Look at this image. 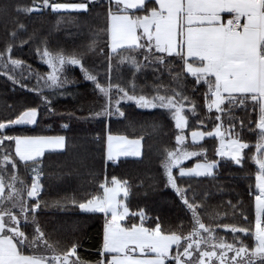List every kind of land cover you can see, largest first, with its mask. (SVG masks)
Here are the masks:
<instances>
[{"label":"snow or ice","instance_id":"6c2138e0","mask_svg":"<svg viewBox=\"0 0 264 264\" xmlns=\"http://www.w3.org/2000/svg\"><path fill=\"white\" fill-rule=\"evenodd\" d=\"M97 7L104 9L98 14L104 23L95 26L97 39L86 50L53 54L45 46L42 52L37 49V54L51 69L49 73H33L28 66L27 77L21 74L18 79L12 75L14 69L24 64L14 55L17 40L22 47L35 36L34 32L27 38L21 36L22 31H27L21 16L30 17L45 10L56 14H89ZM0 25L10 37L0 48V69H3L0 75L7 76L13 85L35 92L47 113L59 114L52 97L66 95L64 90L75 83L68 75L71 66L80 70L84 80L90 82L102 98L98 109L90 110L85 118L110 119L118 115L127 119L121 108L125 101L139 109H164L172 116L179 132L175 135L176 147L165 148L162 153L163 183L175 191L191 214L192 223L187 232L165 229L158 218L146 226L143 211L130 213L128 205L118 199L121 194L127 199L128 182L113 177L111 187L107 182L100 184L103 195L72 201L84 213L103 214V238L95 261L79 255V240L69 243L53 240L38 220V210H42L39 199L42 188L39 171L42 169L38 170L37 165L42 164L46 150L64 149L66 138L63 135H11L8 131L11 126L38 123L40 107L28 106L14 117L0 120V264H216L217 261L218 264H264V0H31L27 4L20 0H0ZM99 39L104 40L103 47L97 46ZM88 51L102 55L103 80L98 69L85 63ZM121 66H127L132 73L130 86L122 82V76L113 77L114 69ZM161 66L174 86L157 85L154 94L143 89L137 91L136 74ZM188 76L194 78L195 91L206 88L202 93L204 104L209 113L213 109L216 113L208 119L220 121L206 131H192L193 144H199L205 137L218 139L220 147L215 154L221 159L227 158L241 168L251 161L256 167L254 188L249 187L254 230L251 222L247 226L219 223L221 212L209 213L210 205L198 201L195 192L190 198V186L180 187L173 173L176 168L181 178L215 179L214 170L220 166V161L208 159L207 150L202 146L197 150L183 147L186 141L183 133L188 127L186 105L198 122L204 124L197 114L194 97L186 91ZM33 77L38 84L43 80V85L31 87L24 83ZM197 85L199 88L195 87ZM49 92L51 95L47 94ZM225 102L226 107H222ZM249 107L259 110L255 128L248 127L256 136L254 145L242 138L243 118L240 130L236 131L232 116L234 109L247 112ZM224 113H227V128ZM68 116L81 118L75 113ZM62 127L68 129L69 124L64 123ZM143 139L140 134L136 139H129L109 132L106 149L102 150L104 159L116 162L120 157H141ZM97 142L104 144V139L98 136ZM201 156L203 163L182 167L184 161ZM21 164L37 173L30 186L19 174ZM226 207L235 213L232 201H227ZM206 213L208 222L202 218ZM223 215L226 216L227 211ZM130 216H138L139 223L132 219L123 223ZM243 219L249 218L244 215ZM217 227L232 234L243 233L254 239L255 244L243 241L237 244L235 239L229 243L216 231Z\"/></svg>","mask_w":264,"mask_h":264},{"label":"trees","instance_id":"16d2710c","mask_svg":"<svg viewBox=\"0 0 264 264\" xmlns=\"http://www.w3.org/2000/svg\"><path fill=\"white\" fill-rule=\"evenodd\" d=\"M20 2L27 4L31 0H20ZM103 11L102 7L94 8L89 14H56L45 10L42 14L34 13L30 17L21 16L20 20L27 27L26 32H21V36L27 38L32 36L33 32L35 33V36L22 47L19 46L18 39L16 42L18 46L14 49L15 57L24 62L22 64L25 67L23 76H28V66L31 67L33 73L46 75L49 72L50 69L37 54V49L42 52L47 46L53 54L63 52L65 55L86 50L87 46L97 39L94 35L95 26L104 23L103 18L98 15ZM11 27L12 25L9 24V28ZM9 40V35L0 25V48H3L5 42ZM97 46L103 47L104 40H97ZM85 63L91 68L98 69L100 78L103 80L102 55L88 51ZM116 76H122V82L130 86L132 73L127 66L114 69V79ZM16 77L21 78V76ZM69 78L75 83L67 86L64 90L66 95L60 97L62 99L58 104L55 102L54 107L59 114L53 115L47 113L40 105V97L35 92L27 91L19 85H13L7 76L0 75V120L14 117L17 112L28 106L40 107L41 114L37 124L32 126L14 125L8 130L11 135H63L66 138L64 151L45 153L42 164L37 165L38 170L42 169L39 171V180L42 185L39 199L42 210H38V220L41 226L53 240H60L62 243L79 240V255L86 260L95 261L97 249L103 238V214L84 213L72 201H83L93 195H103L100 184L107 182V185L110 186L112 178L115 177L128 182L129 194L126 204L130 213L139 211L145 213L146 226L158 218L165 229L189 231L192 227L191 214L180 202L175 191L163 183L162 153L165 148L174 149L176 147L175 135L179 132L172 116L164 109L142 110L134 104L122 102L121 108L127 119L118 115H114L110 119L85 118L90 110L98 109L102 98L94 91L93 85L84 80L78 68L75 69L73 77L69 76ZM193 80V77H187L188 88L186 91L190 97H194L197 114L204 124L198 122L197 116L193 115L186 105L185 115L188 117V127L184 129L186 136H189V133L194 130L211 129L214 122L220 123V121L208 119L209 116L216 114L215 110L212 113L208 112L202 94L206 88L195 91L192 85ZM42 81L40 80L38 84V80L33 77L24 80V83L31 87H37L43 85ZM136 82L137 91L143 89L148 94H154L155 87L160 84L166 87L174 86L163 66L156 70L147 68L143 73H137ZM79 87H83L85 90L79 91L80 98L74 99L69 90ZM195 87L199 88L198 85ZM163 91L162 88L161 93ZM226 105L227 102L222 107H226ZM68 113H75L76 117L81 118H70ZM232 116L236 131L240 130V121L243 118L242 138L254 145L256 136L248 131V127L251 125L255 128L254 121L258 122L259 110L253 111L249 107L245 112L236 108ZM222 117L224 127L227 128V113L222 114ZM64 123L69 124L68 129L62 127ZM109 132L114 136H127L129 139L138 138V134L143 135L142 156L139 159L123 158L117 162H107L102 150L106 149V138ZM98 136L104 139V144L97 142ZM184 145L193 150L202 146L207 150L208 159L220 161V166L215 174V179L211 177L181 178L178 174L179 170L175 169L173 173L179 186L182 188L190 186L189 197L191 198L192 193L195 192L198 201L203 200L204 203L210 205L209 213L219 210L221 212L219 223L247 226L251 222L254 230L253 198L249 194V187L251 185L254 188L255 185V165L251 161H247L241 168L227 159H221L215 154V150L219 148V143L215 138H205L203 142L195 145L187 141ZM12 151L14 155V145ZM16 159L18 160V158ZM201 160H204V157ZM194 162L196 160H191L182 167L191 166ZM19 174L30 186L31 180L35 176L31 167L25 168L21 164ZM229 200L235 206V213L231 208L226 207V202ZM46 203L49 205L48 207H44ZM220 205L225 207L218 208L217 206ZM224 211H227L226 216L223 215ZM244 215H247L249 219L244 220ZM202 218L208 222L207 213ZM129 219L139 223L138 216H130L125 224ZM28 231H31V228ZM216 231L220 236L230 238L228 239L229 243L235 239L237 244L240 241L253 246L255 244L254 239H249L243 233L232 234L225 232L221 227H217Z\"/></svg>","mask_w":264,"mask_h":264},{"label":"rangeland","instance_id":"374dc122","mask_svg":"<svg viewBox=\"0 0 264 264\" xmlns=\"http://www.w3.org/2000/svg\"><path fill=\"white\" fill-rule=\"evenodd\" d=\"M46 65V64H45ZM24 68V69H23ZM75 69H76V67H71V66H69V69H68V75L69 76H72L73 77V74H74V72H75ZM0 71H3V69H0ZM51 71V69L49 70V72ZM25 72V67H23L22 65L19 67V68H16V69H14L13 71H12V75H14V76H21V74L22 73H24ZM48 72V73H49ZM23 75V74H22ZM25 76V75H24ZM25 77H27V76H25ZM43 82V81H42ZM44 83V82H43ZM85 90V88H76V89H71V90H69L70 91V93H71V95H73V97H74V99H78V97L80 98V95H79V91H84ZM48 95H51V93L49 92V93H47ZM60 97H63V96H53L52 98H53V102H54V104H55V102H56V104H58L59 102H60V99H62V98H60ZM126 103H131V104H134V103H132V102H127V101H125ZM135 105V104H134ZM142 110H148V111H152V110H156V109H142ZM213 110H215V109H213ZM22 126H25V125H22ZM29 126H32V125H29ZM186 129V128H185ZM195 131H201V130H195ZM184 135L186 136V134L184 133ZM205 138H209V137H205ZM204 138V139H205ZM204 139L203 140H201L199 143H201V142H203L204 141ZM224 140H225V143L227 144V142H228V140H229V137H228V135H227V133L225 134V137H224ZM187 141L188 142H190L191 144H193V142H192V139H191V132L189 133V136H186V141H185V143H187ZM217 141H218V143H219V147H220V140H218L217 139ZM142 143V142H141ZM194 145V144H193ZM183 147H186V148H188L187 146H185V145H183ZM189 150H193V149H191V148H188ZM142 154H143V148H142ZM142 156V155H141ZM203 156H201V157H193V158H191V159H189V160H186V161H184V163H183V165L184 164H186V163H188L189 161H191V160H196V162H194L191 166H183V167H189V168H191V167H194L195 166V164L197 163V162H200V163H203V161L204 160H201V158H202ZM120 158H130V157H120ZM131 158H139V157H131ZM224 159H227V158H224ZM119 160V159H118ZM117 162V161H116ZM176 168H174L173 169V171L175 170ZM218 169V168H217ZM217 169H215L214 170V175L217 173ZM179 170V169H178ZM178 174H179V171H178ZM35 175H37V173H35ZM195 178H205V177H195ZM109 187H111V185L109 186ZM170 189H172L170 186H168ZM118 199H120L123 203H125L126 204V200L124 199V197H123V194H121V196L120 197H118ZM127 219L128 218H126L125 219V221H123V223H125L126 221H127ZM227 242L229 241L228 239H230V238H226V237H223ZM219 251V250H218ZM232 255V253H229V256H231ZM216 264H218V261L216 262Z\"/></svg>","mask_w":264,"mask_h":264},{"label":"crops","instance_id":"0c3cea01","mask_svg":"<svg viewBox=\"0 0 264 264\" xmlns=\"http://www.w3.org/2000/svg\"><path fill=\"white\" fill-rule=\"evenodd\" d=\"M65 147H66V145H65ZM65 150V148L64 149H62V150H46V152L45 153H47V152H61V151H64ZM131 158V157H130ZM140 158V157H139ZM139 158H131V159H139ZM120 159H123V158H119V160Z\"/></svg>","mask_w":264,"mask_h":264},{"label":"water","instance_id":"95a60500","mask_svg":"<svg viewBox=\"0 0 264 264\" xmlns=\"http://www.w3.org/2000/svg\"><path fill=\"white\" fill-rule=\"evenodd\" d=\"M11 127H12V126H11ZM11 127H10V128H11Z\"/></svg>","mask_w":264,"mask_h":264}]
</instances>
